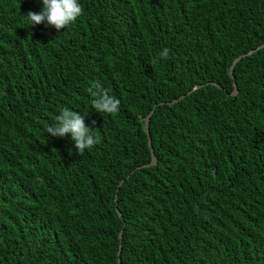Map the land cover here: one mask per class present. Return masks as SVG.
<instances>
[{
	"label": "trees",
	"instance_id": "1",
	"mask_svg": "<svg viewBox=\"0 0 264 264\" xmlns=\"http://www.w3.org/2000/svg\"><path fill=\"white\" fill-rule=\"evenodd\" d=\"M78 2L57 31L0 0V264H264V0Z\"/></svg>",
	"mask_w": 264,
	"mask_h": 264
},
{
	"label": "clouds",
	"instance_id": "2",
	"mask_svg": "<svg viewBox=\"0 0 264 264\" xmlns=\"http://www.w3.org/2000/svg\"><path fill=\"white\" fill-rule=\"evenodd\" d=\"M43 8L39 13L29 11L25 17L30 26L46 22V25L53 26L57 31L66 28L74 23L83 13L78 0H42ZM169 56V49L164 48L159 53V58L166 60ZM93 97L92 108L98 113L116 115L120 110V100L109 94L97 81L87 89ZM94 123V122H93ZM53 137H64L70 135L74 141V147L79 155H83L86 149H90L101 142L99 135L86 126L84 117L69 108H64L56 116V123L45 129Z\"/></svg>",
	"mask_w": 264,
	"mask_h": 264
},
{
	"label": "water",
	"instance_id": "3",
	"mask_svg": "<svg viewBox=\"0 0 264 264\" xmlns=\"http://www.w3.org/2000/svg\"><path fill=\"white\" fill-rule=\"evenodd\" d=\"M263 46H264V43H262L261 45H258V46L255 47L254 49L249 50L246 54H250V53L254 52L255 50H257V49H259V48H261V47H263ZM241 56H242V55L235 57L234 60H233V62H232L231 65H230L229 73H230V76H231L232 79H233V74H232V72H233V67H234L235 63L240 59ZM214 84H215L216 86H218V87H221L220 85H218V84H216V83H214ZM232 84H233V90L231 91L230 95H235V94L237 93V88H236V83H235L234 80H233V83H232ZM200 86H201V85H196V86L194 87V89H195V88H198V87H200ZM173 101H174V100H173ZM173 101H171V102H173ZM149 116H150V113H148V114L146 115V117H145V123H144V126H145V132L147 133V136H148V145H149V147H150L151 161H150L149 163H147L146 165H151V164H155V163H156L155 154H154V151H153L152 146H151L150 137H149V132H148V121H149ZM115 199H116V198H115ZM121 237H122V234L120 233V234H119V238L121 239ZM120 251H121V245H119V249H118V252H117V254H118V262H119V264H121V263H120V258H119Z\"/></svg>",
	"mask_w": 264,
	"mask_h": 264
}]
</instances>
